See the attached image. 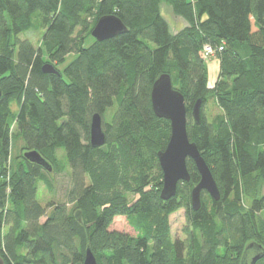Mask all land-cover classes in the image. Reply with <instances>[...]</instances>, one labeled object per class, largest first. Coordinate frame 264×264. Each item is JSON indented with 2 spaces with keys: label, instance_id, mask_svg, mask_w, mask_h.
I'll return each mask as SVG.
<instances>
[{
  "label": "trees",
  "instance_id": "trees-1",
  "mask_svg": "<svg viewBox=\"0 0 264 264\" xmlns=\"http://www.w3.org/2000/svg\"><path fill=\"white\" fill-rule=\"evenodd\" d=\"M163 1L187 21L174 34L160 13ZM106 15L118 17L127 31L84 47ZM36 23L38 47L20 37ZM204 43L223 45L212 86L199 54ZM44 63L58 73L43 72ZM164 73L184 97L188 137L220 191L217 201L203 192L196 211L190 189L199 174L190 159V180L178 184L174 197H159L157 152L170 123L154 114L150 91ZM0 89L5 264H82L87 248L97 264H240L247 244L264 248V0H0ZM209 95L221 110L210 121L202 110ZM197 99L199 125L191 116ZM94 113L106 136L100 147L89 142ZM12 125L24 139L13 168L6 165ZM58 148L70 166L71 187L64 201L43 205L37 183L51 190L49 171L23 153L37 151L58 173ZM180 207L186 237L172 239L169 215ZM117 216L136 234L109 229Z\"/></svg>",
  "mask_w": 264,
  "mask_h": 264
},
{
  "label": "water",
  "instance_id": "water-1",
  "mask_svg": "<svg viewBox=\"0 0 264 264\" xmlns=\"http://www.w3.org/2000/svg\"><path fill=\"white\" fill-rule=\"evenodd\" d=\"M125 31H127V28L118 17L106 15L96 20L90 32L95 40L102 41ZM42 69L45 73H58L51 63H44ZM150 103L154 114L157 117L167 119L170 123L168 141L164 149L157 152L158 163L162 171L160 199L168 200L174 197L178 184L190 180L186 164L187 159H190L199 174L198 182L190 190L192 210L196 211L200 208L203 192H206L212 200L217 201L220 198V191L197 145L190 141L188 137L184 97L180 91L173 87L169 74H161L153 82L150 91ZM201 105V99H197L191 108V116L196 125L201 122ZM105 141L106 136L102 128L101 115L94 113L90 120L89 142L92 147H100ZM23 157L49 172L52 170L51 164L42 158L37 151H25ZM252 244L254 243L246 245L240 264H253L256 259L264 254V248L261 245L254 244L258 246L261 254L250 257L249 247ZM0 264H5L1 255ZM82 264H97L96 258L89 248L85 250Z\"/></svg>",
  "mask_w": 264,
  "mask_h": 264
},
{
  "label": "rangeland",
  "instance_id": "rangeland-1",
  "mask_svg": "<svg viewBox=\"0 0 264 264\" xmlns=\"http://www.w3.org/2000/svg\"><path fill=\"white\" fill-rule=\"evenodd\" d=\"M160 13H162L163 17L167 21L169 25L170 32L173 33L175 30H179L181 26L177 24V21H185L181 16L174 14L172 11V7L168 2H162L160 5ZM36 20V19H35ZM34 20V21H35ZM176 20V21H175ZM37 21V20H36ZM187 22V21H186ZM33 29H30L20 35L21 38L27 37L34 41L35 47L40 45V39L42 34V29L36 25H32ZM91 35V32H90ZM93 42V37L88 36L84 40V47L89 46ZM219 54H215L212 57H208L205 60L206 71H207V83L209 86L214 85L216 81L219 80ZM76 57V54L70 53L66 55L64 63L61 67L66 66L69 62H71ZM206 104L202 108L205 117L208 121L212 120V118L221 113L220 108L216 105L215 97L213 95H209ZM11 114L14 117L18 112V105L16 102L10 103ZM12 125L11 129V140H10V153L9 158L7 159L6 165L11 166L12 168L16 164L17 160L19 159L18 156L21 153L24 139L22 135H20L16 129ZM57 158L63 164V168L60 172L54 173L49 172V177L51 179V186L52 189L49 190L47 186L42 182L38 181L37 183V193L36 198L43 204L46 205L49 202H61L64 201L66 198V193L71 187V169L69 164L66 162L65 151L63 148L57 149ZM52 171V170H51ZM8 177V176H7ZM262 183L261 185H263ZM264 189V186H263ZM191 190V189H190ZM242 206L247 207L249 205V201L247 199L242 200ZM44 217L40 219L43 221ZM169 225H170V233L172 239L180 238L185 239L186 235L184 229L186 227V219H185V209L180 207L176 209L169 215ZM187 228V227H186ZM109 229L119 230L127 232L131 235L136 234V230L130 225L128 220L124 216H117L114 218L113 222L109 226Z\"/></svg>",
  "mask_w": 264,
  "mask_h": 264
},
{
  "label": "built area",
  "instance_id": "built-area-1",
  "mask_svg": "<svg viewBox=\"0 0 264 264\" xmlns=\"http://www.w3.org/2000/svg\"><path fill=\"white\" fill-rule=\"evenodd\" d=\"M223 50V45H212L208 43H204L199 51V54L203 60H206L208 57H212L213 55L221 52Z\"/></svg>",
  "mask_w": 264,
  "mask_h": 264
},
{
  "label": "flooded vegetation",
  "instance_id": "flooded-vegetation-1",
  "mask_svg": "<svg viewBox=\"0 0 264 264\" xmlns=\"http://www.w3.org/2000/svg\"><path fill=\"white\" fill-rule=\"evenodd\" d=\"M252 243V242H251ZM250 244V243H249ZM245 249V248H244ZM249 253H250V257H255V256H257V255H259V254H261V252L259 251V249H258V246L257 245H254V244H252L250 247H249ZM248 256H249V254H248ZM242 257V256H241ZM264 259V254L261 256V257H259L258 259H256L255 260V262L253 263V264H257V263H259V262H261L262 260ZM240 261H241V259H240Z\"/></svg>",
  "mask_w": 264,
  "mask_h": 264
},
{
  "label": "crops",
  "instance_id": "crops-1",
  "mask_svg": "<svg viewBox=\"0 0 264 264\" xmlns=\"http://www.w3.org/2000/svg\"><path fill=\"white\" fill-rule=\"evenodd\" d=\"M162 3V2H161ZM161 3H160V5H161ZM162 14V13H161ZM163 16V15H162ZM176 21V20H175ZM177 22H179L177 25L178 26H181V29H183L184 27H186L187 26V22L186 21H177ZM180 28H179V30H181ZM179 30H175L174 32H173V34L174 33H176V32H178Z\"/></svg>",
  "mask_w": 264,
  "mask_h": 264
},
{
  "label": "bare ground",
  "instance_id": "bare-ground-1",
  "mask_svg": "<svg viewBox=\"0 0 264 264\" xmlns=\"http://www.w3.org/2000/svg\"><path fill=\"white\" fill-rule=\"evenodd\" d=\"M181 29V28H180ZM249 50V49H248Z\"/></svg>",
  "mask_w": 264,
  "mask_h": 264
}]
</instances>
